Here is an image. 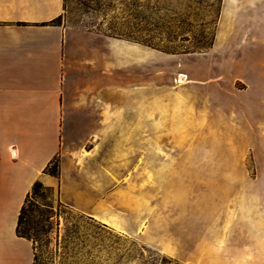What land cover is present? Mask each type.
<instances>
[{
    "label": "rangeland",
    "instance_id": "1",
    "mask_svg": "<svg viewBox=\"0 0 264 264\" xmlns=\"http://www.w3.org/2000/svg\"><path fill=\"white\" fill-rule=\"evenodd\" d=\"M227 1L246 5L231 24L228 17L219 22L223 0L64 1L58 21L69 33L93 32L103 46L105 37L140 44L149 63L137 65L119 48V61L129 62L119 65L117 121L110 119L103 83L101 106L90 119L81 121L76 112L64 122L59 154L47 171L59 176L63 170L68 202L59 186L41 184L31 190L19 226L33 243L36 264H185L177 246L186 247L189 236L177 219L186 210L177 201L197 198L177 194L187 187L177 180L259 172L264 0ZM180 73L186 82H177ZM226 163L247 169H221ZM79 193L87 202L81 208L71 200ZM97 203L114 218L91 216Z\"/></svg>",
    "mask_w": 264,
    "mask_h": 264
},
{
    "label": "crops",
    "instance_id": "2",
    "mask_svg": "<svg viewBox=\"0 0 264 264\" xmlns=\"http://www.w3.org/2000/svg\"><path fill=\"white\" fill-rule=\"evenodd\" d=\"M64 1L0 0V264H36L32 241L16 231L35 181L59 186L61 200L68 202L63 170L59 176L45 172L59 154L64 122L76 112L81 121L89 120L101 106L103 83L109 87L110 119L117 121L119 65L129 62L119 61V48L130 52L137 65L149 63V50L140 44L105 37L103 46L93 32L69 33L56 21ZM250 4L257 9L256 1ZM241 6L223 0L219 22L240 18L246 8ZM220 168L247 169L245 163ZM254 168L259 171L254 177L177 180L188 187L177 188V194L197 198L177 201L180 212L186 210L177 224L189 236L186 247L177 246V259L185 264H264V162ZM110 199L115 202V195ZM71 200L80 208L87 203L80 193ZM101 207L97 203L90 215L104 222L114 218L112 209L108 214ZM171 250L166 253L172 255Z\"/></svg>",
    "mask_w": 264,
    "mask_h": 264
},
{
    "label": "trees",
    "instance_id": "3",
    "mask_svg": "<svg viewBox=\"0 0 264 264\" xmlns=\"http://www.w3.org/2000/svg\"><path fill=\"white\" fill-rule=\"evenodd\" d=\"M56 21H58V19H57ZM56 21H54V22H56ZM112 36H121V33H117V34L113 33ZM132 40L137 41V42H140V43H142V44H144V45H149V42H147L146 40H139L138 38H135V37H132ZM211 43H212V39H210V41H206L205 43H203L202 48H208V47H210V46H211ZM154 46H156V45H154ZM162 48H164V50L169 51V52H173V53L177 52V49H175V48H170V47H167V46L162 47ZM50 163H51V162H50ZM47 167H48V165L45 167V172H48V171H47ZM48 173H50V174H54L55 172L52 171V172H48ZM41 184H42V183H41L40 181H38V180L35 181V182L33 183L32 187H31V190H34L36 187H40ZM31 190H30V192H31ZM29 194H30V193H29ZM28 196H29V195H28ZM27 198H28V197H27ZM26 201H27V199H26ZM26 201H25V202H26ZM24 205H25V203H24L23 206L21 207L20 212H19V215H18L16 231H17V234H18V235L23 236V237H27V236L23 235V234L19 231V226H20V223H21V216H22V213H23V210H24ZM27 238H28V237H27Z\"/></svg>",
    "mask_w": 264,
    "mask_h": 264
},
{
    "label": "bare ground",
    "instance_id": "4",
    "mask_svg": "<svg viewBox=\"0 0 264 264\" xmlns=\"http://www.w3.org/2000/svg\"><path fill=\"white\" fill-rule=\"evenodd\" d=\"M178 79H177V82L178 83H184V82H186V76H185V74H183V73H180V74H178ZM116 226H118V225H116Z\"/></svg>",
    "mask_w": 264,
    "mask_h": 264
}]
</instances>
